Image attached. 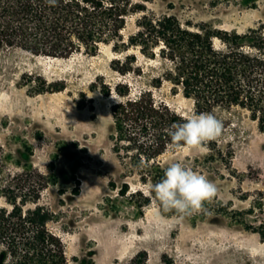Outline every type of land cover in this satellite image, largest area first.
I'll return each instance as SVG.
<instances>
[{
  "label": "rangeland",
  "instance_id": "374dc122",
  "mask_svg": "<svg viewBox=\"0 0 264 264\" xmlns=\"http://www.w3.org/2000/svg\"><path fill=\"white\" fill-rule=\"evenodd\" d=\"M146 12L132 15L125 34L145 13L175 14L183 22L213 28L264 32V0H136ZM139 61L142 76L122 75L123 57L102 44L92 54L35 55L0 48V206L12 199L25 208L54 213L51 230L65 243L71 264H122L146 251L150 264H264V132L238 109L217 110L221 134L199 146L171 148L160 159L185 163L217 187L200 212L179 218L156 200L145 204L149 185L130 173L113 148L112 104L94 83L127 82L133 94L152 89L156 100L184 116L194 101L171 83L151 85L158 61ZM63 86L38 93L40 87ZM125 182L130 190L122 195ZM137 189L141 193L135 192Z\"/></svg>",
  "mask_w": 264,
  "mask_h": 264
},
{
  "label": "trees",
  "instance_id": "16d2710c",
  "mask_svg": "<svg viewBox=\"0 0 264 264\" xmlns=\"http://www.w3.org/2000/svg\"><path fill=\"white\" fill-rule=\"evenodd\" d=\"M146 9L136 0H57L54 6L48 0H0V48L70 57L81 51L94 54L106 44L123 54L113 60L116 71L142 76L145 66L136 50L146 61L162 64L152 86L171 83L174 92L194 101L195 113L238 108L264 132V32L252 28L241 33L193 25L175 14L145 13L136 20L137 30L126 36L129 18ZM99 80L94 89L118 96L112 104L114 151L130 173L149 185L145 204H150L156 200L151 186L168 165L160 157L184 146H174L167 129L186 116L156 100L152 89L133 94L127 82L113 88ZM48 87L37 91L63 89ZM130 188L125 182L120 193L126 195ZM8 199L11 209L0 206V264H71L62 237L49 227L52 210L37 201L25 208ZM258 231L264 237V225ZM122 264L150 263L141 251Z\"/></svg>",
  "mask_w": 264,
  "mask_h": 264
},
{
  "label": "clouds",
  "instance_id": "9594fccd",
  "mask_svg": "<svg viewBox=\"0 0 264 264\" xmlns=\"http://www.w3.org/2000/svg\"><path fill=\"white\" fill-rule=\"evenodd\" d=\"M57 0H48L53 6ZM221 122L212 113H193L167 129L174 146H199L216 139ZM157 202L165 212L174 211L179 218L200 212L205 201L217 193L216 185L205 175L185 163L174 161L163 169V176L151 186Z\"/></svg>",
  "mask_w": 264,
  "mask_h": 264
}]
</instances>
